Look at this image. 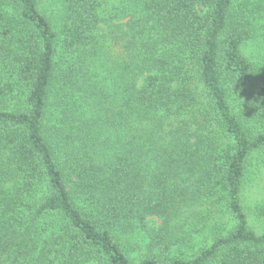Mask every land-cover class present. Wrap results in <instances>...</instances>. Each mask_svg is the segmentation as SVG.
<instances>
[{
	"label": "trees",
	"instance_id": "16d2710c",
	"mask_svg": "<svg viewBox=\"0 0 264 264\" xmlns=\"http://www.w3.org/2000/svg\"><path fill=\"white\" fill-rule=\"evenodd\" d=\"M104 1L0 0V264H264L243 200L264 150L249 10ZM136 233L151 255L131 257Z\"/></svg>",
	"mask_w": 264,
	"mask_h": 264
},
{
	"label": "rangeland",
	"instance_id": "374dc122",
	"mask_svg": "<svg viewBox=\"0 0 264 264\" xmlns=\"http://www.w3.org/2000/svg\"><path fill=\"white\" fill-rule=\"evenodd\" d=\"M52 0H45V12L48 14L52 10ZM104 13L105 17H110L115 14L117 8L120 10L125 6V0H105ZM247 8V9H246ZM249 10L250 23L252 28V37L258 36L255 40L254 38L248 41L244 47V54L251 57L254 62L264 60V0H237L235 3V8L233 9L234 14L239 18L242 17L243 11ZM118 12V13H119ZM119 19L111 20L112 23H117ZM123 21H126L123 20ZM107 30V28H105ZM243 200L250 223L253 228H256L259 232L264 231V150L253 155L249 160L248 174L243 190ZM193 211V210H192ZM207 205L200 206L198 208L199 214L197 218L192 223H187L183 225L185 231L192 233L193 230L197 231L196 234L192 236L193 242H188L189 249L191 247L197 248L202 241L203 234L207 232L204 229L206 220L204 216L199 218L200 214H207ZM193 213L189 214L190 218L193 217ZM189 218V219H190ZM226 218L223 219V222ZM160 224L157 219H152L150 222L151 227H156ZM132 246L126 243L125 246L128 249L130 255L134 259H140L141 257H147L151 255V249L148 245V238L144 233H136L133 236Z\"/></svg>",
	"mask_w": 264,
	"mask_h": 264
}]
</instances>
